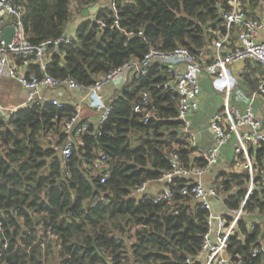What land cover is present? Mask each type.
Segmentation results:
<instances>
[{
    "label": "trees",
    "instance_id": "1",
    "mask_svg": "<svg viewBox=\"0 0 264 264\" xmlns=\"http://www.w3.org/2000/svg\"><path fill=\"white\" fill-rule=\"evenodd\" d=\"M14 1L23 7L28 41L52 43L48 74L84 87L133 59H143L151 49L185 48L199 58L226 32L223 0H114V8L112 0ZM72 4L81 21L75 37L69 45L54 47L73 21ZM96 4L99 11L83 18L82 11ZM29 70L41 75L39 66L31 64ZM166 70L154 64L146 76L116 91L108 119L99 127L94 122L66 161L54 146L66 140L62 129L74 115L71 105L35 107L0 123V264H186L201 252L208 212L181 195L188 180L177 178L169 185L174 191L170 205L155 203L147 194L134 196L142 185L156 183L173 170L172 154L184 168L206 166L184 132L178 96L163 87ZM258 80L246 73L244 82L256 90ZM142 93H148L154 114L147 123L134 113ZM100 154L110 164L105 183L93 171ZM249 155L259 177L264 144L251 148ZM245 163L239 155L232 170L212 183L230 212L239 209L247 194ZM244 211L229 252L247 255L249 264H264V256L251 255L264 234L263 185L256 187ZM226 216L229 221L231 216ZM252 221L263 225L251 231Z\"/></svg>",
    "mask_w": 264,
    "mask_h": 264
},
{
    "label": "built area",
    "instance_id": "2",
    "mask_svg": "<svg viewBox=\"0 0 264 264\" xmlns=\"http://www.w3.org/2000/svg\"><path fill=\"white\" fill-rule=\"evenodd\" d=\"M112 0V8L115 7ZM227 10H222L221 19L226 29L225 34L214 40L197 58L185 48H177L171 52L151 49L141 60H131L123 67L98 79L94 85L84 87L76 81L56 79L47 72L49 67L48 53L52 43L40 45L31 44L23 26V7L14 0H0V81L9 80L23 91L21 103L6 107L0 101V123H8L16 114L32 110L44 105L56 106L59 109L71 105L73 117L64 123L63 133L66 140L61 145L54 146L55 152L68 160L76 143L82 144L84 136L94 123L85 117V110L92 109L98 115V125L101 126L111 112V100L116 91L123 89L131 80H140L146 76L154 64L167 68L168 81L163 85L178 96L179 119L185 124V134L189 135L195 148V137L189 132V117L199 111L201 96L200 79L210 76L215 86L225 95L224 105L211 121L214 134L213 146L199 152L206 162L203 168L187 169L181 166L177 154L171 155L173 170L165 174L159 183L163 190L150 198L155 203L171 204L174 191L169 187L177 178L188 180L180 190L184 197H190L198 203L202 210L208 212V232L204 235L201 252L194 259H187L186 264H249V257L238 253H230V241L237 233L239 221L246 216L244 208L259 185L264 188V170L256 176L254 162L250 158L251 148L264 144V123L257 116L255 103L264 98V75L258 80V90L251 97L241 89H235L230 77V67L245 63L260 65L264 69V0H223ZM104 29L103 23L99 24ZM7 27L14 28L11 43L1 39ZM73 37L67 33L53 43L54 47L69 45ZM23 62L20 65L18 62ZM39 66L41 75L29 74V66ZM234 95L244 108L232 106L230 97ZM148 93H142L134 104V113L141 114L147 123L154 114L150 108ZM235 140V158L242 155L246 163L250 180L247 194L239 209L228 211L224 201L219 196L217 186L208 185L204 176L218 164L222 150L230 141ZM110 164L107 157L100 154L93 162L95 175H101V183L108 178ZM259 178V181L257 180ZM147 184L136 190V194H145ZM230 215L228 221L226 215ZM261 222L252 221L248 228L253 231ZM56 238V237H55ZM251 255L254 259L264 256V234L253 244Z\"/></svg>",
    "mask_w": 264,
    "mask_h": 264
},
{
    "label": "crops",
    "instance_id": "3",
    "mask_svg": "<svg viewBox=\"0 0 264 264\" xmlns=\"http://www.w3.org/2000/svg\"><path fill=\"white\" fill-rule=\"evenodd\" d=\"M105 1V0H102ZM101 5V4H100ZM79 22L75 21L71 23L67 33L71 37H75L76 30L78 28ZM247 64V65H246ZM249 65V70H248ZM257 66L251 63H245L240 65H235L230 67V77L234 83L235 89H241L245 94L249 97L258 90L252 89V83L249 84L244 82L246 73H249L251 80H258L260 78V73H264V69L261 67L259 71L253 75L254 69ZM201 85V96L199 97V111L193 113L189 117L190 128L189 132L195 137V148L198 150L196 152V156L199 155V152L206 151L210 147L213 146L214 142V134L211 130V121L214 115L221 111L225 101V95L222 91L215 86L214 80L207 75L202 76L200 79ZM23 99V91L22 89L13 82L9 80L0 81V101L6 107H13L17 104L21 103ZM229 103L232 106H239L244 108V104L238 102L234 95H232L229 99ZM256 109L257 116L264 123V98H260L254 105ZM85 117L91 119L93 122L98 120V115L92 109L85 110ZM200 123V125H198ZM235 140H232L225 146L222 150L219 162L217 166L204 176V181L211 185L213 180L216 179L222 172H227L232 170V165L235 160ZM163 190V185L159 182L151 183L147 187V191L145 194L147 195H157Z\"/></svg>",
    "mask_w": 264,
    "mask_h": 264
},
{
    "label": "water",
    "instance_id": "4",
    "mask_svg": "<svg viewBox=\"0 0 264 264\" xmlns=\"http://www.w3.org/2000/svg\"><path fill=\"white\" fill-rule=\"evenodd\" d=\"M99 11V4H96L92 8L86 9L82 11V17L83 18H89L92 15H95ZM14 36V28L13 27H7L4 31V34L2 35L1 39L6 41V43H11Z\"/></svg>",
    "mask_w": 264,
    "mask_h": 264
},
{
    "label": "rangeland",
    "instance_id": "5",
    "mask_svg": "<svg viewBox=\"0 0 264 264\" xmlns=\"http://www.w3.org/2000/svg\"><path fill=\"white\" fill-rule=\"evenodd\" d=\"M71 10H72L73 15H74L72 23L75 22V21H76V22H77V21L79 22V18L77 17V14H76V12H75V5H74V4H72V6H71ZM92 16H93V15H92ZM92 16H91V17H92ZM198 125H200V123H199Z\"/></svg>",
    "mask_w": 264,
    "mask_h": 264
}]
</instances>
